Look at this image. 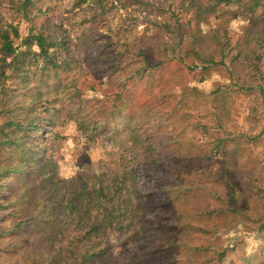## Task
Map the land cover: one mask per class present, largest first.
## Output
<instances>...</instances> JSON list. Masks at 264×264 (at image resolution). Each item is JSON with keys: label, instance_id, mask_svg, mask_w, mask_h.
I'll return each mask as SVG.
<instances>
[{"label": "rangeland", "instance_id": "obj_1", "mask_svg": "<svg viewBox=\"0 0 264 264\" xmlns=\"http://www.w3.org/2000/svg\"><path fill=\"white\" fill-rule=\"evenodd\" d=\"M191 1L135 0L124 10L119 0H31L24 9V0H0V33L7 32L15 54H21L19 70H7L5 94L0 95V264H47L56 254L61 262L81 231L65 226L73 217L64 218L57 195L47 190V178L76 181L81 176L91 182L105 174L111 179L119 175L121 154L130 161V199L145 194L159 205L146 211L144 220L153 227V219L162 217L155 222L183 238L184 248L178 246L177 252L186 264H214L215 253L222 251V264H264V233L227 209L231 197L224 183L231 178L242 198V205L231 201L233 210L242 208L250 218L260 215L264 0L252 13V0L229 5L199 0L201 13L189 8ZM30 36L46 39L49 59L38 56L35 45L31 50L24 45ZM145 60L160 65L134 83L129 78ZM24 77L29 78L26 84ZM43 81L50 91L40 97L45 88L38 83ZM37 85L38 91L33 89ZM32 102L38 129L33 138L21 133L19 144L26 139L32 154H40L27 172H32L29 186L44 187L29 202L20 197L24 187L12 190L13 167L22 164L18 156L29 154V148L4 143L1 130L7 131L4 124L11 119L31 117ZM128 117L134 119L132 127L139 121L146 125L138 145L124 151L117 145L130 139V131L115 135L112 143V125L119 123L123 130ZM138 154L150 156L146 165ZM48 157L52 163L45 173L33 174L49 163ZM170 184L192 185L193 190L166 197ZM178 211L190 214L183 213L185 223L207 232L185 228L180 234L177 223L167 221ZM137 228L108 240V252L123 256L115 264L146 260L143 256L154 246L148 249L145 243L153 238L150 244H157L154 229L139 240ZM161 262L158 255L151 259V264Z\"/></svg>", "mask_w": 264, "mask_h": 264}, {"label": "trees", "instance_id": "obj_2", "mask_svg": "<svg viewBox=\"0 0 264 264\" xmlns=\"http://www.w3.org/2000/svg\"><path fill=\"white\" fill-rule=\"evenodd\" d=\"M225 4L229 5L233 2L231 0H223ZM135 0H119L120 8L124 10L133 7ZM31 4V0H24L22 8H26ZM260 6V2L258 0H252V5L249 7V11L252 13L254 9ZM189 8H192L196 13H201L203 11V6L199 2V0H193L190 2ZM14 38L18 37L17 31L14 29ZM31 50V46L35 45L38 49V56L42 58L49 59L48 49L51 46H47L46 39L42 36H33L27 37L25 39V44ZM29 50V51H30ZM16 50L12 46V41L9 38L7 32L0 33V61H2V65H0V85L2 88L0 89V95L5 94L3 85H5L7 78L10 76H6V72L9 69H12V72H17L19 70V56L21 54H15ZM15 54V55H14ZM13 56V57H11ZM6 57V58H3ZM5 61H10L5 62ZM210 64L213 65V62ZM150 62L145 60L143 66L135 72V74L129 78L134 83H140L141 80L147 75H149V71L157 68L160 63H155L150 66ZM220 65H223L220 63ZM59 68L57 65L55 69ZM118 66L116 67V69ZM115 69V70H116ZM29 80L28 77L23 78V84ZM46 81H43L42 88H45V91L41 94L39 92L38 96H44L49 93L50 87L48 84H45ZM127 88V85H123V90ZM33 89H39V86H35ZM37 111V107L35 106V102H32V107L29 112L31 117H26L22 122L20 120L11 119L7 123L4 124L6 128V132L1 130L2 138L5 139L4 143H8L14 145L16 149L19 147H28L24 141V144L20 143L22 138H20L21 133L24 131L28 133V138H33L35 135L38 126L36 124V120L34 115ZM134 119L128 117L126 120V127L123 130H120L121 124L113 123L112 125V143L115 142V135H119L122 133H126L130 131V141H126L123 146L117 145L118 149H123L124 151L131 150L130 148H135L136 145L140 142L139 134H142V131L146 125L145 121H139L136 127H132L134 124ZM121 132V133H120ZM114 137V139H113ZM29 154H20L19 160L22 164H19L13 167V180L15 183L12 186V190L14 192H19L21 188H23L24 194L21 193L20 197L25 201H33L36 191L41 190L44 185L39 183V186H35V184H31L29 186L30 178L32 176V172H27V169L31 168V164L35 157L40 154H32L30 147H28ZM139 158H143L145 160L144 165H146L150 159L148 154H138ZM46 161H49L48 164H42L37 171L33 172V174H41L45 173V169L49 167L52 163V158L48 157ZM133 161V160H132ZM119 175L114 176L111 179L106 178L105 174L98 175L94 178L93 181L88 182L81 176L76 178V181H62L56 179L54 176L49 175L47 178V190H49V194L54 197L57 195V202L61 203V209L67 215L64 218L73 217L65 226L72 227L78 226V230L81 231L78 234L73 242H70L71 248L66 250L61 258V262H56L59 254H56V257L47 258V264H115L116 261L123 259V256L116 257L113 254L108 252L107 243L110 237L115 235H130L131 228L134 225H138L137 231L134 232L136 239H147V234L154 229L159 238L157 239V244L152 245L150 242L153 241V238L148 239V242L145 243V246L149 249L151 246H154L153 250L150 249L145 254L146 260H143L142 257L140 262L136 264H151V259L154 256H159L161 263L163 264H186L182 258L178 257L180 254L177 252L178 246L179 251H182L184 248L183 238L181 236H174L172 233L173 229L170 227L159 225L155 222V220L162 217H155L152 221L154 224V228L150 226V221L144 220V215L146 211L154 212L158 210L159 205L155 203L153 200H149L145 194L144 196H136L135 202L130 199V194L127 192L128 182L130 178V174L127 171L130 168V161L127 157V154H121L119 158ZM54 167V164H52ZM136 166V164H135ZM37 169V168H35ZM140 169V168H138ZM42 170V171H40ZM40 171V172H39ZM39 172V173H38ZM186 173H189L186 171ZM8 177L5 179L8 180ZM58 187H54V185H58ZM224 183L230 192V201H226L227 209L233 213L241 214V218L246 220L247 222L258 225L256 228L257 233H264V206L259 209L260 215L258 217L250 218L245 210L242 208H238L237 211L233 210L232 204H241V197L236 196L237 190L233 181L229 177L224 178ZM132 189H135L136 186L132 185ZM130 188V189H131ZM167 190L164 193L166 197H172L173 195L184 194V192H191L193 190V186H185L183 184H177L174 186L173 184L166 186ZM232 201V204H231ZM179 203V202H178ZM242 205V204H241ZM178 208L180 204H178ZM177 210V208H176ZM185 217H189L190 214L188 212H173L170 218L167 221L172 220L177 223L178 232L181 234L185 228H197L193 226L191 223H185V218L182 216L184 214ZM192 213V211H191ZM204 213V212H201ZM30 218H33L31 216ZM242 224L246 227L247 223L242 222ZM20 224L14 226L12 231L17 229ZM199 231L206 233L207 230L205 228H197ZM50 240V239H48ZM174 249L176 252L173 254ZM196 251H199L197 249ZM225 256V251L215 253V263L214 264H222ZM211 260L208 262V264Z\"/></svg>", "mask_w": 264, "mask_h": 264}]
</instances>
